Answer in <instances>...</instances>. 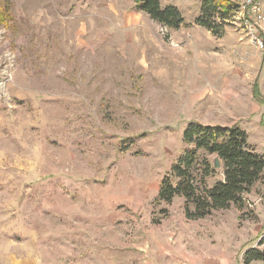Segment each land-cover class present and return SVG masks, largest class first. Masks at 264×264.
<instances>
[{"label":"rangeland","instance_id":"obj_1","mask_svg":"<svg viewBox=\"0 0 264 264\" xmlns=\"http://www.w3.org/2000/svg\"><path fill=\"white\" fill-rule=\"evenodd\" d=\"M233 1L213 33L195 21L201 0H161L182 11L178 28L136 0H11L13 20L0 23V264H264L247 262L264 252V178L242 208L198 219L183 196L158 199L191 147L189 122L215 117L203 86L264 53L243 25L248 1Z\"/></svg>","mask_w":264,"mask_h":264},{"label":"trees","instance_id":"obj_2","mask_svg":"<svg viewBox=\"0 0 264 264\" xmlns=\"http://www.w3.org/2000/svg\"><path fill=\"white\" fill-rule=\"evenodd\" d=\"M136 2L140 10L169 27L178 28L185 23L182 11L175 4L164 5L161 0ZM11 3V0H0V4H5L0 11V23L13 20L7 12ZM239 6L233 0H201V11L195 21L219 33L217 26L223 23H216L217 18L225 21ZM183 140L191 147L184 150L162 178L158 199L171 202L175 196H183L184 212L189 219L203 218L213 210L226 209L232 204L242 208L243 195L264 178V154L249 143L247 131L238 124L190 121ZM211 156L219 160V166H215ZM219 167L223 169L222 178L208 184L207 179L215 176ZM254 259H264V252L252 253L247 262Z\"/></svg>","mask_w":264,"mask_h":264},{"label":"crops","instance_id":"obj_3","mask_svg":"<svg viewBox=\"0 0 264 264\" xmlns=\"http://www.w3.org/2000/svg\"><path fill=\"white\" fill-rule=\"evenodd\" d=\"M264 2V0H263ZM255 60L250 63L248 71L241 69L233 70V75L213 77L212 91L206 85L203 86L202 94L206 101L200 104L206 107L209 115L214 108V118L202 122L210 125H234L238 124L248 133V141L256 151L264 154V53L254 54ZM221 99L224 105H214L213 100ZM223 112L225 119H220Z\"/></svg>","mask_w":264,"mask_h":264},{"label":"built area","instance_id":"obj_4","mask_svg":"<svg viewBox=\"0 0 264 264\" xmlns=\"http://www.w3.org/2000/svg\"><path fill=\"white\" fill-rule=\"evenodd\" d=\"M248 3L242 5V9H245L248 6L250 10L253 11V14H250L248 10L243 19V25L247 33H249L252 42L257 46H264V13L261 11V5L258 1L247 0ZM241 7V5H240ZM239 7V8H240Z\"/></svg>","mask_w":264,"mask_h":264},{"label":"water","instance_id":"obj_5","mask_svg":"<svg viewBox=\"0 0 264 264\" xmlns=\"http://www.w3.org/2000/svg\"><path fill=\"white\" fill-rule=\"evenodd\" d=\"M218 165H219V160L215 159V166H218Z\"/></svg>","mask_w":264,"mask_h":264}]
</instances>
